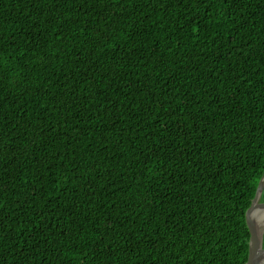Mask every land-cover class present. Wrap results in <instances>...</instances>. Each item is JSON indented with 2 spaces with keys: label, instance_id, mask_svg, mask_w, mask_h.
Returning <instances> with one entry per match:
<instances>
[{
  "label": "trees",
  "instance_id": "1",
  "mask_svg": "<svg viewBox=\"0 0 264 264\" xmlns=\"http://www.w3.org/2000/svg\"><path fill=\"white\" fill-rule=\"evenodd\" d=\"M263 175L264 0H0V264H246Z\"/></svg>",
  "mask_w": 264,
  "mask_h": 264
},
{
  "label": "water",
  "instance_id": "2",
  "mask_svg": "<svg viewBox=\"0 0 264 264\" xmlns=\"http://www.w3.org/2000/svg\"><path fill=\"white\" fill-rule=\"evenodd\" d=\"M264 190V175L260 179L251 205L246 210V222L250 231L249 252L246 264H264V226H259L256 222V213L253 211L256 207V197H260ZM261 202V201H260ZM264 203V202H261Z\"/></svg>",
  "mask_w": 264,
  "mask_h": 264
},
{
  "label": "snow or ice",
  "instance_id": "3",
  "mask_svg": "<svg viewBox=\"0 0 264 264\" xmlns=\"http://www.w3.org/2000/svg\"><path fill=\"white\" fill-rule=\"evenodd\" d=\"M256 214L264 215V203L260 202V197H256V207L253 210Z\"/></svg>",
  "mask_w": 264,
  "mask_h": 264
},
{
  "label": "bare ground",
  "instance_id": "4",
  "mask_svg": "<svg viewBox=\"0 0 264 264\" xmlns=\"http://www.w3.org/2000/svg\"><path fill=\"white\" fill-rule=\"evenodd\" d=\"M256 222L259 226H264V215L256 214Z\"/></svg>",
  "mask_w": 264,
  "mask_h": 264
}]
</instances>
